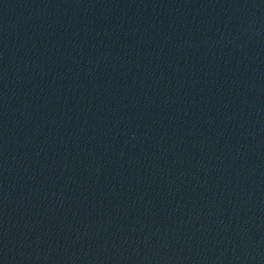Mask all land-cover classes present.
Instances as JSON below:
<instances>
[{
  "label": "water",
  "instance_id": "obj_1",
  "mask_svg": "<svg viewBox=\"0 0 264 264\" xmlns=\"http://www.w3.org/2000/svg\"><path fill=\"white\" fill-rule=\"evenodd\" d=\"M0 264H264V0H0Z\"/></svg>",
  "mask_w": 264,
  "mask_h": 264
}]
</instances>
